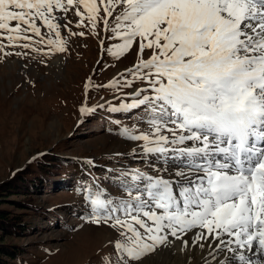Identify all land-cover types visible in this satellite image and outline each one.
I'll return each instance as SVG.
<instances>
[{"label": "snow or ice", "instance_id": "snow-or-ice-1", "mask_svg": "<svg viewBox=\"0 0 264 264\" xmlns=\"http://www.w3.org/2000/svg\"><path fill=\"white\" fill-rule=\"evenodd\" d=\"M69 14L76 27L87 21L92 35L102 26L107 39L121 41L105 47L102 39L105 55L123 58L136 47L120 79L97 87L119 91L122 80L132 88L130 100L109 110L143 109L148 130L121 134L165 165L155 175L126 173L118 185L126 199L103 189L86 196L92 221L121 237L105 264L135 262L169 236L207 249L203 264H264V0H0V53L22 55L5 48H30L29 32L43 43L41 26L47 43L66 51L60 21ZM71 23L63 24L70 36H85ZM91 86L89 77L86 91Z\"/></svg>", "mask_w": 264, "mask_h": 264}, {"label": "rangeland", "instance_id": "rangeland-1", "mask_svg": "<svg viewBox=\"0 0 264 264\" xmlns=\"http://www.w3.org/2000/svg\"><path fill=\"white\" fill-rule=\"evenodd\" d=\"M55 15L61 13L57 11ZM69 19L71 31H83L85 36L69 35L63 27ZM77 20L78 17L69 14L60 21L61 39L66 41L64 52L56 51L55 46L47 43L49 30L37 21L45 36L43 43L38 42L40 37L29 32L33 38L30 48H5V51L22 55L0 53V207L7 209L10 218L24 217L33 226L30 234L8 236L0 230V236L16 246L36 250L26 255L27 264H105L104 258L108 255L115 258L113 245L121 237L109 224L92 221L89 199L76 189L83 183L80 179L87 177L89 183L92 180L97 189H103L104 195L113 200L126 199L125 189L118 186L127 179L126 173L138 169L155 175L156 168L165 166L154 155L144 153L143 141H133L121 134L124 127L148 130L149 118L143 109L109 110L111 105L119 106L121 100H130L124 94L132 88L122 87V80L119 91L115 87H97L107 85L114 78L120 79L118 74L136 62V47L123 58L105 55L100 45L102 39L105 47L121 41L107 39L112 34L102 31V26L97 28L99 36L92 35L87 21L85 27L78 28ZM51 37L56 39L54 31ZM148 54L146 50L145 56ZM89 77L92 86L86 91ZM134 86L142 85L135 81ZM85 105L94 107L95 111L81 114L80 108ZM43 151L73 157L76 164L69 168L83 166V171L89 173L70 171L67 175H59L30 195L6 192L5 183ZM89 160L94 167L92 171L86 167ZM2 198L6 200L1 201ZM23 201H33L31 204L39 206L44 213H31L32 207L23 206ZM84 237L86 240L90 237L89 242L84 241ZM186 238L191 241V236ZM162 245H156L154 250L130 264H153L150 258L158 255ZM189 246L187 252H179L182 259L186 253L198 252L199 247L191 243ZM59 255L63 256L61 260Z\"/></svg>", "mask_w": 264, "mask_h": 264}, {"label": "trees", "instance_id": "trees-1", "mask_svg": "<svg viewBox=\"0 0 264 264\" xmlns=\"http://www.w3.org/2000/svg\"><path fill=\"white\" fill-rule=\"evenodd\" d=\"M72 164H76V159L73 157H65L60 154L47 153L43 151L36 155L32 162L24 168L18 170L17 174L8 182H6V192L20 193V194H34L37 189L44 186L48 182L58 178L59 175H67L70 171L77 173H89L83 171V166L69 168ZM90 171L94 168L92 164L86 163ZM93 167V168H92ZM83 183L77 185L76 189L85 193L86 196H92L97 191V186L89 183L87 177L80 179ZM7 195V194H4ZM6 199L2 198L1 201ZM33 202V201H31ZM30 201H23L22 205L29 204L32 207L31 213L42 214L44 211L36 205L31 204ZM22 206V207H23ZM7 209L0 207V230L8 236H20L26 233L33 232V226L27 219L18 216L9 217ZM30 213V212H28ZM36 249V248H35ZM36 251V250H35ZM32 248L27 249L23 246H16L12 243L6 242L0 236V264H27V254L35 252ZM47 255V252H45Z\"/></svg>", "mask_w": 264, "mask_h": 264}, {"label": "bare ground", "instance_id": "bare-ground-1", "mask_svg": "<svg viewBox=\"0 0 264 264\" xmlns=\"http://www.w3.org/2000/svg\"><path fill=\"white\" fill-rule=\"evenodd\" d=\"M57 63H59V60L57 61ZM56 64V63H55ZM57 65V64H56ZM102 225V224H101ZM100 231V230H99ZM88 233V232H86ZM82 234V233H80ZM84 234V232H83ZM89 235V234H88ZM96 235V234H95ZM94 235V236H95ZM81 236V235H80ZM86 236V235H84ZM98 237V234L96 235ZM100 236V235H99ZM188 236L192 237V233H190ZM79 237V236H78ZM83 238V237H82ZM88 238V236L86 237ZM95 238V237H94ZM100 238V237H98ZM85 239V237H84ZM90 239V237H89ZM88 240H84V241H88ZM93 241V238L91 239ZM90 240V241H91ZM91 241V242H92ZM98 241V240H97ZM82 242V241H81ZM79 243V242H78ZM86 243V242H85ZM84 243V245H85ZM83 244V243H82ZM88 244V243H87ZM77 247V246H76ZM72 248V247H71ZM79 248V247H78ZM74 249V248H73ZM86 249V248H85ZM188 249H190V246H188L187 248L182 247L181 241L180 240H176L175 238L169 236V242L166 244L162 245L161 250L159 251L158 255H155L154 257L150 258L151 263L153 264H203V257L207 256V249H205L204 251H202L200 248L198 249V252H193L192 253H186L183 256V259L181 258V256H179V252H187ZM67 250V248H66ZM69 250V249H68ZM76 250V249H75ZM71 251V250H70ZM83 251V250H82ZM73 252V251H71ZM80 252V251H79ZM75 253V252H74ZM65 257V254H63ZM67 255V254H66ZM249 256H252V253H248ZM60 256V255H59ZM71 256H73L71 254ZM61 257V256H60ZM63 258V256L60 258V260ZM66 258V257H65ZM71 260V258H68ZM67 259V260H68ZM73 260V258H72ZM64 261H66L64 259ZM63 262V260L61 261ZM67 262V261H66ZM65 263V262H63ZM60 264V263H59ZM209 264H212L211 261H209Z\"/></svg>", "mask_w": 264, "mask_h": 264}]
</instances>
